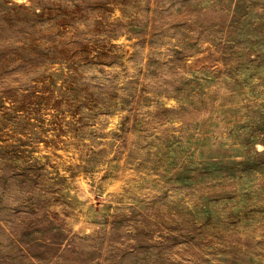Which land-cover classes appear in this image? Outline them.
I'll use <instances>...</instances> for the list:
<instances>
[{"label": "rangeland", "instance_id": "obj_1", "mask_svg": "<svg viewBox=\"0 0 264 264\" xmlns=\"http://www.w3.org/2000/svg\"><path fill=\"white\" fill-rule=\"evenodd\" d=\"M0 264H264V0H0Z\"/></svg>", "mask_w": 264, "mask_h": 264}]
</instances>
